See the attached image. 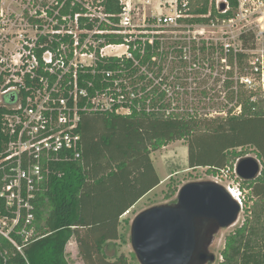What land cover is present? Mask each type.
<instances>
[{
    "label": "trees",
    "instance_id": "trees-1",
    "mask_svg": "<svg viewBox=\"0 0 264 264\" xmlns=\"http://www.w3.org/2000/svg\"><path fill=\"white\" fill-rule=\"evenodd\" d=\"M62 2L58 0V5ZM100 6L109 22L117 24L122 10L119 0H102ZM63 8L72 9L74 13L84 12L82 5L72 6L71 1H65ZM206 11L207 0L193 1V15H205ZM203 21L206 20L195 18L189 22ZM79 25L81 29L90 30L93 24L81 18ZM112 25L102 23L99 28L116 30ZM103 37L106 44L127 46L131 55V58H98L103 59V63L97 65L98 69L118 71V76L132 87L136 97L129 106L130 111L82 116L80 158L58 165L57 173L49 177L47 190L37 194L35 238L22 253L0 237V264H69L66 247L71 239L84 264H131L123 254L108 255L116 242L124 241L119 232L120 218L160 183L150 154L179 141L187 146L188 169L203 168L214 177L218 172L229 171L230 176L238 179L233 174L234 165L246 155L247 148L255 150L263 168L254 181L238 179L239 189L249 190L251 205L244 209L242 225L225 237L219 264H264V101L251 103L239 89L237 94L230 92V101L236 98V105L241 107V113L236 116L231 115V109L227 117L220 119H198L171 111L166 93L160 90L163 85L159 80L161 61L169 59L171 53L183 61L185 44L177 42L181 43L179 48L170 52L157 37L152 43L139 39L125 41L127 36L111 33ZM84 38L85 35H80V44ZM62 43L66 50H72L71 36L51 39L40 36L34 49L36 58L42 59L46 51L56 54ZM248 43L250 39L244 37L243 47L247 49ZM212 49L202 45L199 50L205 53L206 50L213 52ZM244 59V55L238 54L236 59L229 57L227 62L232 65L236 60L241 68ZM152 68L158 70L155 78L149 73ZM81 79L93 82L97 88L100 86V78L96 76L87 74L80 76ZM231 85L232 82H225L227 88ZM177 191L178 185L171 177L165 198L174 197Z\"/></svg>",
    "mask_w": 264,
    "mask_h": 264
},
{
    "label": "built area",
    "instance_id": "built-area-1",
    "mask_svg": "<svg viewBox=\"0 0 264 264\" xmlns=\"http://www.w3.org/2000/svg\"><path fill=\"white\" fill-rule=\"evenodd\" d=\"M62 1L58 5L55 0L54 6L58 7L23 9L35 35L26 39L19 34L14 52L9 48L13 41L8 35L15 22H12V14L0 8V237L20 253L35 238L37 194L47 190L49 177L57 173L58 165L80 158L82 116L95 112L129 113V106L136 97L129 83L118 76V71L97 68L98 63H103V59L98 58L109 57L104 54L105 50L125 46L106 44L104 35H125V41L139 39L152 43L168 28L182 34L174 38L176 42L201 41L226 63L228 75L223 82H232L230 91L238 93L239 89L233 86L235 78L236 84L247 89L249 102L264 101V0H207L205 15L191 13L194 0H158L156 13L151 15L152 24L143 29L133 23V15L141 11L146 14L150 0H119L122 10L114 25L102 11V0H94L93 7L86 6L83 0ZM65 1H71L72 6L82 5L84 12L64 9ZM81 18L92 22L90 30L80 28ZM195 18L206 21L189 22ZM102 23L116 30H101ZM134 30L139 35L136 36ZM206 33L212 36L207 37ZM82 34L85 38L80 44ZM141 35L149 37H139ZM40 36L49 39L71 36L72 50H66L62 43L56 54L46 51L42 59H37L34 49ZM244 37L250 39L247 49L243 47ZM125 47L126 54L110 56L131 58ZM183 47L186 59L187 48ZM238 54L247 59V75L239 78L237 74L232 77L227 62L229 57L236 59ZM77 56L90 59H77ZM234 66L237 67L236 60ZM87 74L100 78L98 88L91 81L80 80V76ZM164 87L162 85L160 90L167 95ZM234 101L236 103V98ZM123 110L126 112H121ZM240 113L241 107L237 105L236 115ZM231 115H234L233 110ZM233 174L237 177L234 169ZM229 175V171H223L224 178ZM225 188L242 209L238 187Z\"/></svg>",
    "mask_w": 264,
    "mask_h": 264
},
{
    "label": "rangeland",
    "instance_id": "rangeland-1",
    "mask_svg": "<svg viewBox=\"0 0 264 264\" xmlns=\"http://www.w3.org/2000/svg\"><path fill=\"white\" fill-rule=\"evenodd\" d=\"M151 5L146 6V14L141 11L136 15H133V23L140 25L139 29H143L147 25L152 24V17L156 13L155 7L158 0H150ZM86 6L93 7L96 5L94 0H83ZM55 0H32L28 4V0H0V8L4 9L6 12L12 14V22H15V26L11 29L9 39L13 42L9 44L10 50L14 52L16 45L18 44L19 34H23L26 39L33 38L35 31L31 29V23L28 21L29 16L24 13V8H37L39 10L45 8H51L55 5ZM153 12V13H152ZM145 14V15H144ZM144 18L146 22H144ZM25 25V27H24ZM143 26V27H142ZM134 34L137 36L138 31L134 30ZM208 34V35H207ZM182 37L179 32H172L170 29H165L163 33H160L156 37L162 44V47L170 52L174 48H179L180 44L174 41V38ZM207 37H211V33H206ZM188 37V36H187ZM174 44V45H173ZM187 48L186 59L181 61L177 59L175 54L171 53L169 59L160 60L162 71L160 73L159 80H162L163 86L167 89V102L170 105L172 111L183 114L184 116L194 115L198 119H214V118H225L227 117V111L233 110L234 115H236V103L235 101H230V90L225 86L224 79L227 78L226 73V63L223 59H220L219 54L211 50H206L205 53L200 51L202 45L207 47L201 41H193L190 43H185ZM177 46V47H176ZM192 49L196 50L193 51ZM127 48L119 47L114 49H107L104 54L107 56L115 55L121 56L126 54ZM77 59H90L87 56H77ZM158 60V59H157ZM159 61H156V63ZM229 65V63H228ZM232 70V77L237 74V78L241 75H247V59L242 62V67L240 68L229 65ZM157 67V66H156ZM153 71L146 72L152 74L155 78L158 70L152 68ZM143 71V70H142ZM145 74V72H143ZM158 80V81H159ZM232 86V85H231ZM234 87L241 89L247 96L248 92L246 88H241L239 84H236V79L234 78ZM161 89V88H160ZM239 91V90H238ZM126 112V111H121ZM183 146V149H182ZM157 153L155 156V161L157 163V169L161 178H164L166 174L168 179L166 184L161 186L164 189L161 192L155 193L151 198L137 206L130 211L121 223L120 234L124 236V241L116 244V254H123L127 257L131 264H139L135 254L130 245V225L134 218L142 211L151 208L153 206L172 204L173 200H176V195L172 198H165L164 193L167 191V184L172 177L173 183L178 185V190L185 184L191 182H202V181H213L221 186L238 187L241 185L238 179L230 176L224 178L223 172H218L216 177L210 176L206 173V169L197 168L194 170L188 169L187 167V149L184 142H177L176 144L170 146L168 150H164ZM244 157H252L259 161L261 170L263 168L262 162L257 158L255 150L252 148L246 149V155ZM235 166V165H234ZM241 188V187H240ZM241 193L242 203L245 200V205L243 204L241 213L235 224L231 227L222 229L215 237V240L210 247V252H212L216 261L213 264H219L221 257V251L224 247L225 237L230 233L234 232L239 228L245 219V210L251 205V198L249 197V190L239 189ZM178 192V191H177ZM247 203V204H246ZM124 221H127L125 223ZM109 256H112V252H108ZM66 259L69 264H84L78 249L76 248V243L74 239H71L66 247Z\"/></svg>",
    "mask_w": 264,
    "mask_h": 264
},
{
    "label": "water",
    "instance_id": "water-1",
    "mask_svg": "<svg viewBox=\"0 0 264 264\" xmlns=\"http://www.w3.org/2000/svg\"><path fill=\"white\" fill-rule=\"evenodd\" d=\"M236 176L254 181L261 172L258 160L239 159ZM241 207L227 189L213 181L183 185L172 204L139 213L130 225V245L139 264H213L210 252L216 235L231 227Z\"/></svg>",
    "mask_w": 264,
    "mask_h": 264
},
{
    "label": "crops",
    "instance_id": "crops-1",
    "mask_svg": "<svg viewBox=\"0 0 264 264\" xmlns=\"http://www.w3.org/2000/svg\"><path fill=\"white\" fill-rule=\"evenodd\" d=\"M177 142H174V143H170V144H168L166 147H164V148H162L161 150H159V151H157V152H153V153H151L150 154V160H151V163H152V166H153V168L155 169V172H156V174H157V176H158V178H159V181H160V183H159V185L158 186H156L155 188H153L151 191H149L145 196H143L134 206H137V205H139L140 203H143L144 201H147L149 198H151L155 193H157L158 191L159 192H161V191H163L164 189H161V186L163 185V184H166V181H167V179H168V175L166 174V176L164 177V178H161V176H160V174H159V170L157 169V163H156V161H155V156H156V154L157 153H159V152H165L164 150H168L169 148H170V146H172V145H174V144H176ZM182 149H183V146H182ZM186 149H187V146H186ZM183 151H184V149H183ZM187 162H188V153H187ZM188 167V166H187ZM134 206H132L131 208H130V210H128L123 216H121V218H120V221H123L124 220V218H125V216H127V214L130 212V211H132L133 209H134ZM121 227V226H120ZM120 227H119V232H120ZM117 244L119 243V242H116ZM68 245V244H67ZM76 248H77V245H76ZM78 249V248H77ZM110 252H112L113 253V255L114 254H116V251H117V248L116 247H111L110 249ZM79 251V250H78Z\"/></svg>",
    "mask_w": 264,
    "mask_h": 264
},
{
    "label": "bare ground",
    "instance_id": "bare-ground-1",
    "mask_svg": "<svg viewBox=\"0 0 264 264\" xmlns=\"http://www.w3.org/2000/svg\"><path fill=\"white\" fill-rule=\"evenodd\" d=\"M118 47H120V46H118Z\"/></svg>",
    "mask_w": 264,
    "mask_h": 264
},
{
    "label": "flooded vegetation",
    "instance_id": "flooded-vegetation-1",
    "mask_svg": "<svg viewBox=\"0 0 264 264\" xmlns=\"http://www.w3.org/2000/svg\"><path fill=\"white\" fill-rule=\"evenodd\" d=\"M242 181V180H241Z\"/></svg>",
    "mask_w": 264,
    "mask_h": 264
}]
</instances>
